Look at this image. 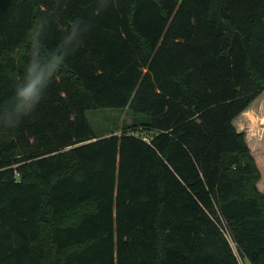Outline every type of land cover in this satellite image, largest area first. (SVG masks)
Listing matches in <instances>:
<instances>
[{"label": "trees", "instance_id": "trees-1", "mask_svg": "<svg viewBox=\"0 0 264 264\" xmlns=\"http://www.w3.org/2000/svg\"><path fill=\"white\" fill-rule=\"evenodd\" d=\"M35 31L45 54L86 36L0 128V264H240L221 220L264 264L261 172L233 123L264 91V0H0V120ZM102 108L132 121L96 135Z\"/></svg>", "mask_w": 264, "mask_h": 264}, {"label": "clouds", "instance_id": "clouds-1", "mask_svg": "<svg viewBox=\"0 0 264 264\" xmlns=\"http://www.w3.org/2000/svg\"><path fill=\"white\" fill-rule=\"evenodd\" d=\"M78 22L73 21L70 31L65 37L64 44H71L77 36ZM91 31V29L89 30ZM39 31L33 33V41L30 42L28 60L24 69L21 81L14 85L10 99L13 101L10 112L11 117L7 120H0V128H14L22 119L31 118L36 113L37 108L46 98L49 87L54 82V78L63 68L67 58L73 55L84 43L83 35L79 45L71 51L57 50L45 54L41 51V41Z\"/></svg>", "mask_w": 264, "mask_h": 264}, {"label": "rangeland", "instance_id": "rangeland-1", "mask_svg": "<svg viewBox=\"0 0 264 264\" xmlns=\"http://www.w3.org/2000/svg\"><path fill=\"white\" fill-rule=\"evenodd\" d=\"M86 117L96 135H104L112 130L122 132L125 124H130L132 114L128 108L88 109ZM133 120H136L133 117ZM234 125L245 133V139L260 169L261 177L257 187L264 192V91L261 92L242 114L235 117Z\"/></svg>", "mask_w": 264, "mask_h": 264}, {"label": "built area", "instance_id": "built-area-1", "mask_svg": "<svg viewBox=\"0 0 264 264\" xmlns=\"http://www.w3.org/2000/svg\"><path fill=\"white\" fill-rule=\"evenodd\" d=\"M219 226H220V229H221L223 235L225 236V238L228 240L230 246L232 247L233 252H234L236 258L238 259L239 263L240 264H245V261L242 258L241 254H240V252L238 250L237 244L234 241V239H233V237H232V235L230 233V230L228 229L225 221L224 220H221Z\"/></svg>", "mask_w": 264, "mask_h": 264}, {"label": "crops", "instance_id": "crops-1", "mask_svg": "<svg viewBox=\"0 0 264 264\" xmlns=\"http://www.w3.org/2000/svg\"><path fill=\"white\" fill-rule=\"evenodd\" d=\"M242 113H243V112H241L240 114H242ZM240 114H239V115H240ZM234 120H235V119H234ZM238 130H239V129H238ZM239 131H240V130H239ZM251 152H252V151H251ZM252 154H253V153H252Z\"/></svg>", "mask_w": 264, "mask_h": 264}]
</instances>
